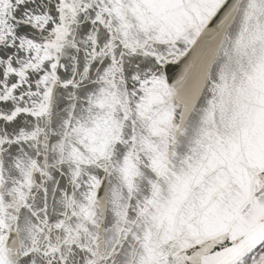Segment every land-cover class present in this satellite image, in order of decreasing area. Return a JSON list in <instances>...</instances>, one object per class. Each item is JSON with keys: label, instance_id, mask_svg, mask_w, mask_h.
Returning <instances> with one entry per match:
<instances>
[{"label": "snow or ice", "instance_id": "snow-or-ice-1", "mask_svg": "<svg viewBox=\"0 0 264 264\" xmlns=\"http://www.w3.org/2000/svg\"><path fill=\"white\" fill-rule=\"evenodd\" d=\"M0 264H264V0H0Z\"/></svg>", "mask_w": 264, "mask_h": 264}]
</instances>
